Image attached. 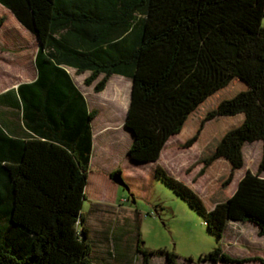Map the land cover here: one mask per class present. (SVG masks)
I'll list each match as a JSON object with an SVG mask.
<instances>
[{
    "label": "trees",
    "instance_id": "16d2710c",
    "mask_svg": "<svg viewBox=\"0 0 264 264\" xmlns=\"http://www.w3.org/2000/svg\"><path fill=\"white\" fill-rule=\"evenodd\" d=\"M0 3L38 40L36 78L0 93V105L12 109L23 130L13 135V123L0 124V264H100L81 212L98 110L88 108L66 66L88 71L85 84L94 83L96 92L113 74L131 79L124 127L132 135L127 153L137 163L156 161L173 135L189 147L202 140L208 122L238 120L202 145L201 172L214 164L217 177L209 204L161 165L151 177L218 239L203 261L264 264L259 256L234 258L219 243L229 222L252 223L264 235V0ZM233 83L238 87L229 89ZM256 140L262 141L258 171L226 194L243 165V145ZM221 160L230 166L225 177L214 169ZM114 172L121 171H111V179ZM138 247L142 264L155 255L178 264L174 251Z\"/></svg>",
    "mask_w": 264,
    "mask_h": 264
},
{
    "label": "rangeland",
    "instance_id": "374dc122",
    "mask_svg": "<svg viewBox=\"0 0 264 264\" xmlns=\"http://www.w3.org/2000/svg\"><path fill=\"white\" fill-rule=\"evenodd\" d=\"M0 92L22 82L32 80L36 75L34 57L38 49L37 37L26 29L13 13L0 3ZM264 27V16L261 20ZM73 81L88 100L89 109H97L98 122L95 126V144L103 154L94 155L91 164L87 199L82 206V215L89 228L92 257L100 264H142L141 248L155 250L166 248L178 255V264H262L258 260L244 262L203 261L201 256L212 250L218 239L211 234L202 217L161 180L151 177V170L161 165L177 179L190 186L209 204V196L216 185L212 171L214 164L201 172L202 145L220 130L234 123L222 119L206 124L202 140L189 147L179 135L171 136L161 150L156 161L137 163L131 160L127 150L132 141L131 132L122 126L129 102L130 78L123 77L120 88L123 98L115 97L113 85L105 93L94 91V83L85 84L89 72L78 74L75 69L66 67ZM238 87L231 84L230 88ZM119 90V89H118ZM122 98V104L120 99ZM122 104V105H120ZM114 116V117H113ZM203 116V114L201 115ZM120 120L117 131L107 133L106 139L96 130L102 120ZM201 118V117H200ZM106 144V143H105ZM243 165L233 172V178L226 190L231 195L239 180L247 173H256L262 156V141L245 143L242 147ZM214 168L219 177H225L230 166L224 160ZM119 169L126 186L115 183L109 176ZM264 177V172H261ZM222 249L234 258L259 256L264 259V236L251 223L229 222L222 238ZM142 250V249H141ZM150 264H166L160 256H151Z\"/></svg>",
    "mask_w": 264,
    "mask_h": 264
},
{
    "label": "crops",
    "instance_id": "0c3cea01",
    "mask_svg": "<svg viewBox=\"0 0 264 264\" xmlns=\"http://www.w3.org/2000/svg\"><path fill=\"white\" fill-rule=\"evenodd\" d=\"M14 15V14H13ZM16 18V17H15ZM35 58V57H34ZM66 67H69V68H71V69H75V68H73V67H70V66H66ZM66 70L68 71V69L66 68ZM69 73V72H68ZM36 75H37V72H36ZM36 75H35V77L32 79V80H29V81H26V82H30V81H33L35 78H36ZM121 76H123V75H120V74H113L109 79H108V82H107V84H106V86H105V88L103 89V90H101L100 91V93H105L106 91H107V88H109V86H111V85H113V87L115 88V90H113L114 91V94H115V97H118V95L120 94V96L123 98V95H122V90H120V88H121V86H122V84H123V81H124V79H123V77H121ZM72 78V77H71ZM73 80V79H72ZM22 83H24V82H22ZM75 83V82H74ZM19 85V84H18ZM18 85H16V86H14V87H11V88H9V89H12V88H16ZM75 85L77 86V84L75 83ZM78 87V86H77ZM130 87H131V80H130V85H129V91H130ZM9 89H7V90H9ZM78 89L80 90V88L78 87ZM119 89V90H118ZM7 90H4V91H2V92H0V93H4V92H6ZM81 91V90H80ZM81 93L83 94V96L85 97V95H84V93L81 91ZM122 98L120 99V102L122 103ZM129 98H130V95H129ZM85 99H86V102H87V105L89 104L88 103V100H87V98L85 97ZM122 104H124V102L122 103ZM122 104H120V105H122ZM128 104H129V102H128ZM89 108V107H88ZM127 108H128V106H127ZM126 112H127V110H126ZM98 114H99V112L97 113V115H96V117L93 119L94 121H96V122H98L99 120H101V119H99L98 118ZM114 117V116H113ZM2 120H4L5 122H10L11 124L13 123V125L11 126L12 128H11V130L12 131H9V133H11V134H13V135H15V134H22L23 133V130H21L20 128H19V126L17 125V123H16V121H15V117H14V114H13V111H12V109L10 108V107H8V106H4V105H0V124L2 123ZM93 121V122H94ZM120 120H118V119H114V118H112L111 120H102L101 121V123H99V126H98V129L96 130V132H98V135H102V136H104L106 139H108L107 138V136H105V135H107V133H110V132H112L113 130L114 131H117L118 130V128H120L121 127V125H119L120 124ZM15 123V124H14ZM122 126H124V122L122 123ZM94 138H95V126L94 125H92V153H91V158H90V167H91V164H93V160H94V155L96 154V153H99V154H103V151H105L106 150V146H108V142H104V146H103V150L101 151L100 149L98 150L97 149V144H95V140H94ZM106 143V144H105ZM238 223H240V222H238ZM248 223V222H247ZM252 224V223H251ZM253 226H255L256 228H257V230H258V227L256 226V225H254V224H252ZM264 236V235H263Z\"/></svg>",
    "mask_w": 264,
    "mask_h": 264
},
{
    "label": "water",
    "instance_id": "95a60500",
    "mask_svg": "<svg viewBox=\"0 0 264 264\" xmlns=\"http://www.w3.org/2000/svg\"><path fill=\"white\" fill-rule=\"evenodd\" d=\"M112 180L117 183L118 185L125 186L123 178L121 176V172H114L112 174Z\"/></svg>",
    "mask_w": 264,
    "mask_h": 264
}]
</instances>
